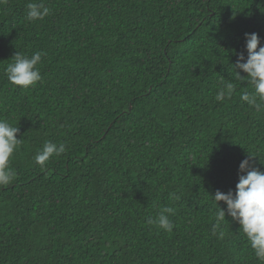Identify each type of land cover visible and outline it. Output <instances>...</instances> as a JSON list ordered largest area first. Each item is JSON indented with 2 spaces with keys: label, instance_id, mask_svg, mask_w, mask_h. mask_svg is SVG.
Returning <instances> with one entry per match:
<instances>
[{
  "label": "trees",
  "instance_id": "1",
  "mask_svg": "<svg viewBox=\"0 0 264 264\" xmlns=\"http://www.w3.org/2000/svg\"><path fill=\"white\" fill-rule=\"evenodd\" d=\"M29 2H0V119L23 140L0 186V264H264L227 214L211 233L212 196L236 191L248 154L264 172L252 85L215 100L245 34L264 46V0H31L50 9L32 22ZM37 51L42 79L10 84L11 59ZM47 141L66 151L42 169ZM166 206L171 233L148 223Z\"/></svg>",
  "mask_w": 264,
  "mask_h": 264
},
{
  "label": "clouds",
  "instance_id": "2",
  "mask_svg": "<svg viewBox=\"0 0 264 264\" xmlns=\"http://www.w3.org/2000/svg\"><path fill=\"white\" fill-rule=\"evenodd\" d=\"M49 14L50 9L43 2L36 3L30 0L26 5V19L30 22L42 20ZM245 36L247 56L245 57L243 53L237 54V62L232 65L235 73H230L235 82L226 79L227 82L218 90L215 100L223 102L231 99L236 91V82L247 81L254 91L244 92L241 100L261 111L264 110V46L258 34L246 33ZM44 55L46 53L37 51L29 57L18 52L4 69L9 83L23 89H28L38 83L42 79L39 65ZM241 72L246 73L247 76H241ZM19 132V127L0 119V186L10 185L16 179L17 173L10 167V161L23 143V140L17 139ZM65 151L64 143L57 145L47 141L42 149L37 151L34 161L43 169L51 158L59 157ZM256 158L248 154V157L241 162L239 182L234 193L216 191L214 196L211 195L218 206L214 214L215 223L212 224L211 233L223 239V225L227 221V214L240 225V230L246 236L255 257L264 262V172L256 169ZM221 202L227 206L226 211L219 206ZM174 214L173 207H163L155 219H148V223L171 233L174 224L170 216Z\"/></svg>",
  "mask_w": 264,
  "mask_h": 264
}]
</instances>
